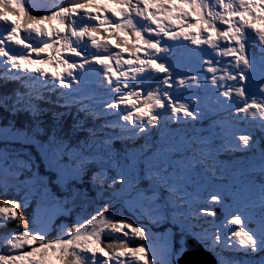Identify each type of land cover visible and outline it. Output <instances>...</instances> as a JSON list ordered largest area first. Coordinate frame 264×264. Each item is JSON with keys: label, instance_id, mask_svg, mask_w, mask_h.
I'll list each match as a JSON object with an SVG mask.
<instances>
[{"label": "snow or ice", "instance_id": "obj_1", "mask_svg": "<svg viewBox=\"0 0 264 264\" xmlns=\"http://www.w3.org/2000/svg\"><path fill=\"white\" fill-rule=\"evenodd\" d=\"M40 7L0 0V264H264V0Z\"/></svg>", "mask_w": 264, "mask_h": 264}, {"label": "rangeland", "instance_id": "obj_2", "mask_svg": "<svg viewBox=\"0 0 264 264\" xmlns=\"http://www.w3.org/2000/svg\"><path fill=\"white\" fill-rule=\"evenodd\" d=\"M210 101H208L207 99L205 100V104H208ZM33 154L35 155L36 153H35V150L33 149ZM43 170V169H42ZM202 207H203V205H202ZM32 212V209H30V213ZM202 220H207V221H209V222H211L209 219H206V217H203L202 218ZM206 227H209L210 229H212V224L211 223H209V224H207L206 225ZM230 227L231 226H224V227H221L220 228V235L222 236V237H225V236H227V234H228V232H229V230H230ZM159 231H163V228H161V229H159ZM169 236H171V232H169V233H167ZM191 244H193L195 247H197L196 245H197V243L195 242V241H190V243H189V246L191 245ZM198 246H199V244H198ZM197 249L199 250V251H195V257L192 259V261L190 262V261H188L187 260V262H189V263H196V264H200V262L201 261H203V257H200L199 258V256L198 255H196L197 253L196 252H199V253H201L200 252V249L197 247ZM225 252H227L228 250H224ZM209 254H210V252H208ZM207 254V253H206ZM212 258H213V256H212ZM233 259L234 260H243V259H246L245 257H243V255H240V254H237V255H234L233 256Z\"/></svg>", "mask_w": 264, "mask_h": 264}, {"label": "water", "instance_id": "obj_3", "mask_svg": "<svg viewBox=\"0 0 264 264\" xmlns=\"http://www.w3.org/2000/svg\"><path fill=\"white\" fill-rule=\"evenodd\" d=\"M196 246L200 249V252H201V253L196 252L197 253L196 255H198L199 258L203 257V261H201L200 264H214L213 258L209 255V253L204 251L200 247V245L198 246V244H197ZM197 247H195L193 244H191L189 246V252H188V254L186 256L183 257V260L181 261V264H196V263H189V262H187V260L190 261V262L192 261V259L195 257V251L196 250L199 251L197 249Z\"/></svg>", "mask_w": 264, "mask_h": 264}, {"label": "bare ground", "instance_id": "obj_4", "mask_svg": "<svg viewBox=\"0 0 264 264\" xmlns=\"http://www.w3.org/2000/svg\"><path fill=\"white\" fill-rule=\"evenodd\" d=\"M206 219H209L210 221H212L213 218H212V217H206ZM222 219H223V217H218V221H220V220H222ZM187 254H188V253H187ZM187 254H186V255H187ZM186 255H185V256H186ZM209 255L212 257V254H211V253H210ZM240 255H242V254H240Z\"/></svg>", "mask_w": 264, "mask_h": 264}, {"label": "trees", "instance_id": "obj_5", "mask_svg": "<svg viewBox=\"0 0 264 264\" xmlns=\"http://www.w3.org/2000/svg\"><path fill=\"white\" fill-rule=\"evenodd\" d=\"M28 211H29V213H30V209H29Z\"/></svg>", "mask_w": 264, "mask_h": 264}]
</instances>
